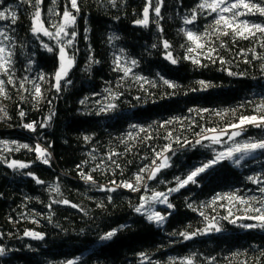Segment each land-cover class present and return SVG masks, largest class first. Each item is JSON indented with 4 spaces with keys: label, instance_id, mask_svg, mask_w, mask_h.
I'll return each instance as SVG.
<instances>
[{
    "label": "trees",
    "instance_id": "trees-1",
    "mask_svg": "<svg viewBox=\"0 0 264 264\" xmlns=\"http://www.w3.org/2000/svg\"><path fill=\"white\" fill-rule=\"evenodd\" d=\"M197 3L198 0H164L162 19L157 20L151 13L149 26L142 27L135 26V21L142 19L145 0H116L115 6L110 0H79L80 12L72 10L77 15V35L67 48L68 54L74 55V66L59 92L52 87V77L59 66L61 44L43 35L37 38L31 31L34 9L19 5L17 23L8 28L15 45L11 68L15 87L6 85L9 99L0 96V109L4 110L0 112V246L6 249L0 264H64L77 257L79 264H172L173 260L193 255L196 264H209L211 257H215L211 264H256L257 259L264 264V229L239 226L254 223L252 220H239L237 224L224 220L226 212L219 205L226 201L218 202L215 210L201 207L210 205L217 195L232 193L246 199H264V193L258 191L264 185L247 179L264 176V152L246 157L239 166L222 160L202 174L197 185L172 193L169 201L174 208H161L165 214L171 212L162 226L134 211L143 189L99 190L101 186L113 187V180L117 184L132 181L140 168L155 158L153 149L160 151L171 143L175 150L168 154L172 167L164 169L155 180L146 181L149 190L166 192L175 186L176 177L184 178L194 167L211 161L229 146L225 143L182 148L174 143L175 137L195 142L198 133L209 128L224 129L241 115L255 114L256 107L264 103V60L254 59L253 53L247 51L254 48L264 55L256 41L221 37L227 47L220 48V41L216 47L218 55L227 61L224 64L204 60L207 66L199 67L184 59L189 46L184 32H203L213 21V16L202 14L194 24H183V17L190 15ZM9 4L15 7L18 0H5V5ZM67 4L68 0H44L40 7L46 24L59 20L50 10L62 13ZM244 18L264 23L259 16ZM8 24L0 22V27ZM164 41L171 45L167 51L178 58V64L165 59ZM44 43L54 51L48 52ZM241 50H245L244 55ZM120 56L122 63L136 59L133 75L155 81L156 86L136 82L132 75L122 79L123 72L116 70L114 63ZM229 69L244 75L230 76ZM41 75L45 80L40 79ZM159 76L179 87L167 88ZM201 80L214 86L202 90L198 84ZM31 81L39 84L44 93L39 103L32 99ZM21 82H25L27 92L20 89ZM114 95L119 99H113ZM97 101L115 103L117 108L98 115ZM21 110L24 117L19 115ZM216 113L224 114L223 119ZM49 115L51 121L47 120ZM33 121L37 122L35 132L23 127ZM165 121L171 123L162 127ZM41 122L47 126L40 127ZM139 127L146 132H140ZM169 132L171 139L166 138ZM129 133L134 139L129 138ZM250 137L264 138V131L249 126L237 139ZM18 144L46 148L51 154L49 163L38 160L34 151L16 150ZM111 152L120 155L109 160ZM10 160L30 166L13 170L7 166ZM81 171L91 173L96 183L83 180ZM36 178L43 183H37ZM56 186L59 193L49 190ZM59 200L70 203L55 202ZM189 204L197 210L193 211ZM201 210L209 217L216 216L222 231L184 240L180 232L205 227ZM113 229H119L116 236L100 240ZM26 231L42 233L44 239L25 236Z\"/></svg>",
    "mask_w": 264,
    "mask_h": 264
},
{
    "label": "snow or ice",
    "instance_id": "snow-or-ice-1",
    "mask_svg": "<svg viewBox=\"0 0 264 264\" xmlns=\"http://www.w3.org/2000/svg\"><path fill=\"white\" fill-rule=\"evenodd\" d=\"M113 6L116 5V0H110ZM44 3V0H18L17 6L5 5V0H0V22L7 21L8 25L0 27V76L7 77V80L0 78V96L5 99H9L6 85H12L15 87L11 76L12 68V57H13V37L8 31V28L12 25H15L18 20V9L19 5L26 4L30 8H33L32 12V27L31 31L34 35L39 38L40 35L48 37L50 40L57 41L58 44H61L58 52L59 66L57 71L52 77V87L59 92L61 89V81L66 80L68 72L74 66V55L70 56L68 54L67 48L74 43L75 37L77 35L75 31V24L77 20V15L80 12L79 0H68V4L65 5L64 11L62 13L50 10L54 16H59V20L50 21L46 24L45 19L42 15L41 5ZM164 6V0H145V6L142 12V19L135 21L136 24L142 25L143 27H148L150 23V12L154 14L157 20L162 19L161 12ZM71 9V10H70ZM74 10L76 14L72 11ZM202 14H207L213 16V21L209 24L203 32L187 30L184 32L186 40L189 43L187 47V54L184 59L191 61L192 64L199 67H206L204 60L216 63L217 60L221 64L227 63L222 57L218 55V48L216 47L217 41H220V48H225L227 45L220 40L221 37H231L233 41L236 38L253 40L260 44V47L264 49V23L256 22L247 18L242 19V17L250 16H259L264 18V0H198V3L194 8L191 9L190 15L183 17V24L191 25L194 24L198 17ZM71 29V31H69ZM210 29V30H209ZM163 31L162 28L159 29ZM183 31V29H182ZM43 47L48 52H53L54 49L50 47L47 43L43 44ZM156 47V45H153ZM163 47L166 50L165 59L168 60L171 64L175 65L179 63L178 58L174 57L171 51H167L171 48V45L168 41L163 42ZM253 53L254 59L264 60V55L255 52V49H249ZM241 55L245 54V50H241ZM122 56L116 57L114 63L116 65V70L123 72V78L129 77L132 75V78L136 82L143 81L146 84H150L152 87L156 86L155 81H150L143 76L133 75L132 67L138 65L136 59L130 61H123ZM245 63H250L249 60L245 59ZM261 70L264 72V65H261ZM228 75H244L243 73H233L230 69L228 70ZM41 80H45V76H40ZM160 81L167 88L175 90L179 85L174 81L165 79L163 76H159ZM70 83V81H67ZM33 84V90L31 92L32 99L39 103L43 100L44 93L39 84L35 81H31ZM198 84L201 86L202 90H207L209 87H213L210 82L198 81ZM20 89H23L25 92L28 89L25 88V82H21L19 85ZM143 87V85H141ZM196 91L197 89H192ZM174 94V91H173ZM122 95V93L120 94ZM113 99H119V95H114ZM137 100L140 98L137 97ZM86 101H81L85 103ZM51 103V100L48 101ZM99 108L97 114H106L112 112L117 108V105L112 102L104 103L102 101H97ZM3 109H0V112H3ZM191 111V110H190ZM202 111H207L202 110ZM233 113L235 110H232ZM218 116L223 119L222 113H216ZM20 117L25 116V112L21 110L19 112ZM54 115V113H53ZM52 115L47 117L48 121H51ZM171 123V121H165L161 126H165ZM47 124L41 122L40 127H46ZM253 127L264 131V103L258 105L255 109V114L244 116L241 115L237 118L236 123H231L227 125L224 129L209 128L205 131L197 134V139L195 142L190 140H181L179 136L175 137L174 143L179 144L180 147H195L196 145H203L205 147H210L211 145H220L228 143L223 151L218 152L215 157L208 162L202 163L201 165L194 167L184 178L176 177L175 186L167 189L166 192L160 191H151L149 190L146 181L155 180L159 173L164 169L172 167L170 162L171 157L169 153L174 154L175 150L172 147V144L169 143L165 145L160 151L154 152V159L151 160V163L144 165L140 170L134 175L132 181H124L120 184H117L116 181H111L113 187L101 186L99 190L106 192H114L117 187L127 188L132 192H140L141 189L144 190V194L140 198V203L134 207V211L146 218L150 223L162 226L168 216L171 215V212L163 214L160 211L156 210V205L163 204L166 205L168 209H173L174 205L169 201V196L172 193L179 192L181 189L188 187L189 185H197L198 178L202 174L208 172L216 164L220 163L222 160L233 161L237 166L240 165L241 161L245 160L246 157L252 156L256 152H264V138H255L250 137L242 141L238 140V137H241L248 127ZM23 127L35 132L37 130V122L33 121L31 123L23 124ZM136 128L137 125H132ZM140 132H146L144 127H139ZM129 138L134 139L132 134L129 133ZM224 137H227V141L224 140ZM167 139L172 138V133L169 132ZM85 139H90L85 137ZM147 139H151V136H148ZM204 141H209L210 144H204ZM7 142H5L6 144ZM20 148L27 149L29 151H34L37 153V159L41 160L44 164H48L51 159V154L47 151L46 148L41 147L37 144L35 147H30L28 144H18L16 150ZM120 153L111 152L108 154V159L112 160L113 156H118ZM7 158H5L6 160ZM115 163V161H113ZM7 166L13 170H21L28 168L30 165L23 162H18L16 160L7 161ZM119 167V165H117ZM77 168H81V165H77ZM93 169L92 171H95ZM29 175H32L29 173ZM81 178L90 184H95L96 181L91 173H84L81 171L79 173ZM249 181L257 185H264V176H249L247 177ZM37 183H43L38 178H36ZM50 191H55L59 193L60 189L58 186L50 188ZM259 192L264 193V187H259ZM150 192V194H149ZM111 200V197H108ZM220 201H226V203H221L219 206L224 209L226 215L223 216L224 220L229 221L232 224H237L239 220H252L254 223L249 224H239L242 228L254 229L261 228L264 229V199L257 198L255 196L250 198H244L232 194L217 195L213 198L210 205H202L201 207H212L215 210V205ZM56 203L69 204L68 200H59L55 201ZM259 205V206H256ZM72 207H77L76 205H71ZM242 206V207H240ZM51 207V205H49ZM189 208H192L193 211H196V208H193L191 204L188 205ZM235 208V211L233 210ZM243 213L238 215V213ZM206 222L204 228H197L194 231L180 232L179 235L184 238V240H191L197 235H204L208 232L222 231L221 227L218 226L217 217H209L205 211L201 210L199 212ZM190 227V226H189ZM119 229H113L108 231L100 237L101 241H109L114 236H116ZM175 234V233H174ZM2 235V233H0ZM25 236L32 237L33 239L43 240L44 235L35 231H26ZM6 254V249L0 246V256ZM215 260V257L209 258V264L211 261ZM64 264H79V257L68 260ZM172 264H196L195 255L180 258L178 261L173 260ZM244 264H248L247 261H244ZM256 264H260L259 259H257Z\"/></svg>",
    "mask_w": 264,
    "mask_h": 264
},
{
    "label": "rangeland",
    "instance_id": "rangeland-1",
    "mask_svg": "<svg viewBox=\"0 0 264 264\" xmlns=\"http://www.w3.org/2000/svg\"><path fill=\"white\" fill-rule=\"evenodd\" d=\"M157 211H160L161 213L165 214V211H163L161 208H167L166 205L158 204L155 206ZM159 226V225H158Z\"/></svg>",
    "mask_w": 264,
    "mask_h": 264
},
{
    "label": "water",
    "instance_id": "water-1",
    "mask_svg": "<svg viewBox=\"0 0 264 264\" xmlns=\"http://www.w3.org/2000/svg\"><path fill=\"white\" fill-rule=\"evenodd\" d=\"M150 19H151V12H150ZM135 26H142V25H138L136 24ZM143 27V26H142ZM69 73V72H68ZM64 80L61 81V83L63 82Z\"/></svg>",
    "mask_w": 264,
    "mask_h": 264
}]
</instances>
